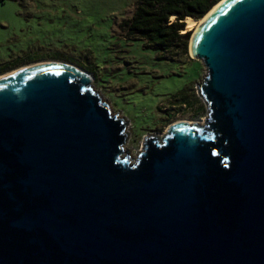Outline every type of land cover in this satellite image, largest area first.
Masks as SVG:
<instances>
[{
	"label": "water",
	"instance_id": "1",
	"mask_svg": "<svg viewBox=\"0 0 264 264\" xmlns=\"http://www.w3.org/2000/svg\"><path fill=\"white\" fill-rule=\"evenodd\" d=\"M214 6L188 50L203 123L135 159L86 73L0 78V264H264V0Z\"/></svg>",
	"mask_w": 264,
	"mask_h": 264
},
{
	"label": "rangeland",
	"instance_id": "2",
	"mask_svg": "<svg viewBox=\"0 0 264 264\" xmlns=\"http://www.w3.org/2000/svg\"><path fill=\"white\" fill-rule=\"evenodd\" d=\"M136 2L6 0L0 4V77L51 61L86 73L111 114L120 112L118 116L127 120L125 151L132 149L133 159L143 138L163 136L180 121L200 123L206 115L196 91L206 71L188 52L193 31L186 33V48L165 51L128 38L120 24L132 18Z\"/></svg>",
	"mask_w": 264,
	"mask_h": 264
},
{
	"label": "trees",
	"instance_id": "3",
	"mask_svg": "<svg viewBox=\"0 0 264 264\" xmlns=\"http://www.w3.org/2000/svg\"><path fill=\"white\" fill-rule=\"evenodd\" d=\"M6 0H0L2 4ZM221 0H137L135 11L129 20H124L120 28L128 38H137L153 46L155 51L187 47L188 35L184 30V20H200L212 6ZM174 17L173 22L169 21Z\"/></svg>",
	"mask_w": 264,
	"mask_h": 264
},
{
	"label": "bare ground",
	"instance_id": "4",
	"mask_svg": "<svg viewBox=\"0 0 264 264\" xmlns=\"http://www.w3.org/2000/svg\"><path fill=\"white\" fill-rule=\"evenodd\" d=\"M214 7H216V6H213L212 8H211V10L209 11V13L208 14H206L203 18H201L200 20H193L192 18H186L185 20H184V24H185V28H184V30L182 31V33L184 34V33H187L188 31H193V35L195 34V32H196V30L198 29V27H199V25H200V23L201 22H203L207 17H208V15L211 13V11L214 9ZM192 35V36H193ZM191 36V37H192ZM191 39V38H190ZM41 64H44V63H41ZM34 65H40V64H33V65H30V66H27V67H23V68H19V69H17V70H15V71H13V72H11V73H9V74H12V73H14V72H17V71H19V70H23V69H26V68H28V67H31V66H34ZM9 74H4V75H2L1 77H3V76H5V75H9ZM0 77V78H1ZM177 123H179V122H177ZM203 122H200V123H198V125H201ZM176 124V123H175ZM173 125V124H172Z\"/></svg>",
	"mask_w": 264,
	"mask_h": 264
}]
</instances>
